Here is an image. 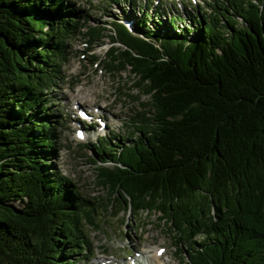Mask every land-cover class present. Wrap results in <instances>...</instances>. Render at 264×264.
<instances>
[{
    "label": "trees",
    "instance_id": "trees-1",
    "mask_svg": "<svg viewBox=\"0 0 264 264\" xmlns=\"http://www.w3.org/2000/svg\"><path fill=\"white\" fill-rule=\"evenodd\" d=\"M81 1L0 0V264L93 256L94 205L55 163L80 37L109 41V72L148 98L131 135L91 144L106 214L158 215L186 264H264V0H214L190 19L146 6L136 35L92 25Z\"/></svg>",
    "mask_w": 264,
    "mask_h": 264
},
{
    "label": "rangeland",
    "instance_id": "rangeland-1",
    "mask_svg": "<svg viewBox=\"0 0 264 264\" xmlns=\"http://www.w3.org/2000/svg\"><path fill=\"white\" fill-rule=\"evenodd\" d=\"M171 1L164 0L163 4L168 6L165 9L168 16L170 11L171 14H181L186 19L194 16L193 12L190 15H184L181 3L175 4L172 9ZM78 5L82 10L88 11V19L92 25L101 24L105 27L125 17L123 11L126 5L124 3L112 4L109 0H85L79 2ZM104 6L110 13H103ZM189 6L190 8L195 7ZM140 9L142 7L138 11ZM129 13L133 19L134 17L136 20L140 18V13ZM151 13L152 10H149V14ZM110 14L114 15L115 20ZM84 41L83 37L73 41L70 63L65 69L67 79L60 85L61 92L57 93L64 101L62 105L64 112L67 113V122H65V128L60 129L62 150L55 163L58 170L70 178L72 183L80 188L85 198L94 205L95 211H90L91 220L85 225L86 233L94 249V258L90 264H128L133 263L136 257H140L144 264H186L185 259L182 262L179 259L180 255L177 254L179 251L173 244L176 233L169 234L167 231L169 223L161 222L158 215L135 216L127 210L116 215L118 209L113 210L111 207L107 214L105 212L108 192L100 186L97 179V168L92 161L97 157L94 156V150L90 146V139L76 135L79 129L76 121L77 115L84 107L92 112L102 110L109 123L108 128L102 133L111 132L114 138L112 142L117 145L115 140H119V136L127 134L128 130V134L131 135V132L135 130L139 121L137 113L145 111L141 107V102L145 103L148 98L133 86L137 78L129 71L123 72L120 76L109 72L106 61H104V56L111 47L109 41L106 40L96 46L89 45L88 40L85 41L86 43ZM92 55L98 57V62H91ZM90 137L97 139V134H91ZM94 222L97 225L93 224ZM158 248L165 249V253L159 257L156 256ZM131 252L132 255H129ZM182 252L185 254L183 249ZM84 262L83 264H86Z\"/></svg>",
    "mask_w": 264,
    "mask_h": 264
},
{
    "label": "bare ground",
    "instance_id": "bare-ground-1",
    "mask_svg": "<svg viewBox=\"0 0 264 264\" xmlns=\"http://www.w3.org/2000/svg\"><path fill=\"white\" fill-rule=\"evenodd\" d=\"M140 27H141V26H140ZM140 27H139V28H140ZM140 30H141V29H140ZM111 70H112V69H111ZM52 154H53V153H52ZM99 160H100V159H99ZM157 252H158V250L156 251V254H158ZM154 257H155V255H154ZM157 257H159V256H157ZM154 259H156V257H155ZM154 259H153V260H154Z\"/></svg>",
    "mask_w": 264,
    "mask_h": 264
}]
</instances>
